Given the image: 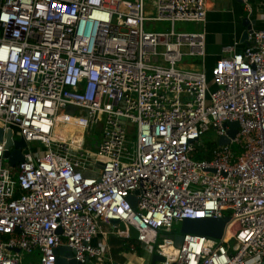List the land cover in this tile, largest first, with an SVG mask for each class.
<instances>
[{
  "label": "built area",
  "instance_id": "2783aa9c",
  "mask_svg": "<svg viewBox=\"0 0 264 264\" xmlns=\"http://www.w3.org/2000/svg\"><path fill=\"white\" fill-rule=\"evenodd\" d=\"M155 3L156 15L146 0H0V264H57L62 246L102 257L104 223L136 230L162 264H264V28L223 47L210 84L184 61L204 66L206 31L176 30L203 25L206 0ZM63 112L81 144L56 134ZM10 129L26 142L14 166ZM225 217L220 239L170 236Z\"/></svg>",
  "mask_w": 264,
  "mask_h": 264
},
{
  "label": "crops",
  "instance_id": "0c3cea01",
  "mask_svg": "<svg viewBox=\"0 0 264 264\" xmlns=\"http://www.w3.org/2000/svg\"><path fill=\"white\" fill-rule=\"evenodd\" d=\"M155 2L146 4L154 9ZM206 6V22L203 25L192 23V30L206 31L207 55L200 69L209 75L216 61L224 55V46L235 45L237 51H242L248 41L242 40L246 28H264V0H206ZM118 228H124L123 224ZM102 231L105 233L95 236L92 243L102 248L104 255L90 258L84 264H162L158 260L153 263V249L138 242L136 230L132 229L131 237L126 238L104 223Z\"/></svg>",
  "mask_w": 264,
  "mask_h": 264
},
{
  "label": "water",
  "instance_id": "95a60500",
  "mask_svg": "<svg viewBox=\"0 0 264 264\" xmlns=\"http://www.w3.org/2000/svg\"><path fill=\"white\" fill-rule=\"evenodd\" d=\"M250 32V26L246 28V30L243 32L242 40H248ZM76 109L75 106H70L71 112H73ZM232 125L237 126V122H232ZM236 133V130L231 132V135L234 136ZM4 131L2 128H0V141L3 139ZM220 144H226L229 143V139L227 138H221L219 141ZM15 144L16 150L10 151V147ZM26 146V142L24 139H17L13 141L12 139V130L10 129L8 131L7 135V143H6V152L5 156L9 157V163L14 166L17 161L23 160V153L22 149ZM96 146V143H95ZM133 201V204H135V201L132 197H130ZM228 217L225 218H201V219H184L181 224L180 233L171 237L175 238L176 245L180 246L183 241L184 233H193V234H204L208 236H212L215 238L220 239L225 230L226 226V220ZM113 223H118L119 220L114 219L112 220ZM74 250H72L68 246H62L57 249V264H83L81 262H78L74 257ZM163 261L164 258L158 254H154L153 257V263L156 261Z\"/></svg>",
  "mask_w": 264,
  "mask_h": 264
},
{
  "label": "rangeland",
  "instance_id": "374dc122",
  "mask_svg": "<svg viewBox=\"0 0 264 264\" xmlns=\"http://www.w3.org/2000/svg\"><path fill=\"white\" fill-rule=\"evenodd\" d=\"M151 1L152 0H146L147 4H151ZM147 11L152 12L154 15L157 14V11L155 9L147 8ZM163 27L165 29H169L170 23L169 22H163L162 24L159 23L156 26V28H154V29L155 30H165ZM183 28H185L186 30H192L193 24L192 23H189V24L177 23L176 30H183ZM184 61L192 62V63H194L196 61V63H194V67L199 68V69L201 68V63L197 61V58L185 57ZM212 78H213L212 74H209L208 79H209L210 84L212 83ZM65 118H66V115L64 112L59 114V119H65ZM67 121H69V119H67V118H66L65 122H63V120L62 121L60 120L56 134L61 135V137L66 136L68 138H71L74 141V143L81 144L83 142V139H84V136H83L81 129L78 128L75 124L70 123L71 121L70 122H67ZM101 129L102 128L98 127L96 124L92 127L91 134L87 135L88 140L94 139L92 142L87 141V144L90 145V146L88 145V147L90 149H92L93 151H96L95 142H96V139H98V140L100 139ZM204 139H205V141H207V143H210L213 140H217L215 130L212 129L209 132H207L206 135L204 136ZM40 146H41V144L39 142H32V143H30L29 147L26 149H30V148L36 149ZM180 229H181V224L177 223L174 226V230L179 232Z\"/></svg>",
  "mask_w": 264,
  "mask_h": 264
}]
</instances>
